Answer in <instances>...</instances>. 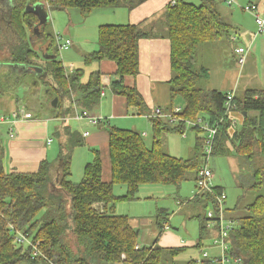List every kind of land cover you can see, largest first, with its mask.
I'll use <instances>...</instances> for the list:
<instances>
[{"label":"trees","instance_id":"obj_1","mask_svg":"<svg viewBox=\"0 0 264 264\" xmlns=\"http://www.w3.org/2000/svg\"><path fill=\"white\" fill-rule=\"evenodd\" d=\"M144 1L5 0L0 4V91L9 94L20 85L19 78L32 73L35 79H44L49 92L53 93L52 98L58 97L57 106H62V100L69 97L73 102V94H76L82 108L94 113L101 100L102 72L93 71L89 80L83 82V68L69 72L61 60L55 59L59 44L46 30L49 14L55 9L70 8H78L86 15L101 7L124 6L130 10ZM35 5L43 6L48 15L46 22L41 23L35 11H28L29 6ZM153 17L155 15L138 24L101 25L98 49L85 56L87 65L103 60L116 63L115 75L119 79L112 82V90L124 96L128 107H136L140 115L146 110L144 99L136 86L125 84V78L139 73L140 41L156 36L154 21L148 25ZM160 18L168 25L171 44V100L178 97L185 100L181 116L185 119L203 117L212 125L217 124L212 155L246 153L251 157L262 153L264 156V90H249L243 98L235 93L233 112H238L241 120L233 126L235 117L225 106L229 92L207 91L197 86L207 73L202 70L204 67H197L200 47L224 34L230 37L233 28L220 9V0H201L200 4L186 0L172 4L171 1ZM38 41L41 43L36 47ZM38 67L42 68L41 73L37 72ZM22 87H27L26 83ZM70 110L59 111L57 116L68 115ZM186 127L183 123L174 125L166 119H153V141L149 147L140 132L108 125L110 180L103 178L104 161L97 149H93V160L85 164L83 179L74 182L69 178L74 151L84 146L86 139L80 130L65 122L56 131L61 140L56 161L44 159L34 172H8L0 160V264H114L122 260V255L131 264H162L164 258H175L185 252V246H140L139 230L132 227L129 216L116 213L115 204L118 200H136L142 184L179 185L188 171L199 173L206 159L205 134L197 135L193 158L176 157L164 150V136L185 133ZM191 127L202 132L199 126ZM255 180L253 187L263 190L243 207L241 215L235 217L230 213L232 208H225L226 217L233 222L227 252L231 264H264V170L256 173ZM116 184L126 185L124 195H116ZM222 192L224 189L214 183L212 192L194 198L201 196L206 207H214L215 196ZM43 211L45 213L40 215ZM197 218L200 225L196 247L201 249L210 231L201 217ZM158 220L161 225L167 224ZM10 224L38 241L43 256L32 258V247L19 246ZM70 235L77 244L76 249L71 246ZM186 264L220 262L206 258L199 263L194 258Z\"/></svg>","mask_w":264,"mask_h":264},{"label":"rangeland","instance_id":"obj_2","mask_svg":"<svg viewBox=\"0 0 264 264\" xmlns=\"http://www.w3.org/2000/svg\"><path fill=\"white\" fill-rule=\"evenodd\" d=\"M5 0H0V4ZM196 4H200L201 0H186ZM245 1L242 4H248L249 1L256 2L257 0H240ZM261 6L264 0H259ZM230 10L234 9L239 12L237 20L246 21L243 27L239 26L236 38H240L241 34L245 32L249 38L250 33H257V25L255 16L243 11L239 6V2L233 6H228ZM120 10V11H119ZM115 12V13H114ZM125 12L122 8L117 7H101L94 9L90 14H83L78 8H70L65 10H52L49 14V21L47 22L46 30L56 38L61 35L65 40L70 38L73 45L69 50H60L54 55L55 59L61 60L64 66L68 69L83 68L85 73L82 81L87 82L90 74L95 71L93 65L85 64V55L97 50L95 47L98 42V27L102 24H124L126 23ZM244 14V16H243ZM120 15L123 20H121ZM165 27H161V36L165 32L167 34L168 25L165 21L160 22ZM232 30V29H231ZM234 32V31H233ZM259 36L251 44V57L246 63V66L241 67L238 63V57L235 55V47L242 41L233 42L227 34L222 35L215 41L208 42L200 47L198 55L197 67L206 70L207 73L202 76L197 86L204 90L218 89L222 92H227L233 86L237 91V95L243 98L249 90L261 91L264 90V35ZM251 40V38H250ZM41 42H37L36 47ZM244 47L249 46V42L244 44ZM47 60L46 58H44ZM45 65V64H44ZM35 75L28 73L19 78L20 85L14 88L9 94H4L0 91V117L11 116L13 109L16 107L15 98L20 101V105H24L31 111L34 116L48 124L47 130L41 131L39 136L33 135L28 139V145H33V148L39 149L42 146L45 149L53 148L49 152V161L54 162L61 149L60 137L56 135L57 128L63 125V120L58 117L59 111L64 113L67 109L72 108L73 102L71 98L62 100V106H53V93L49 92L48 85L42 78H34ZM39 80V81H35ZM26 83L27 87H22ZM231 87V88H230ZM249 89V90H248ZM110 93V91H108ZM105 100V99H104ZM169 103L171 101L169 100ZM168 103V105H169ZM176 107L183 108L185 100L182 97L175 99ZM19 105V106H20ZM171 105V104H170ZM109 110H105L108 115ZM64 116V115H63ZM69 116V115H65ZM130 117L146 120L142 116L135 114L134 108L130 107ZM128 120L121 121L118 127L131 129L132 126H127ZM240 123V118H238ZM75 119H69L65 123L72 128L79 130L80 124ZM84 123V122H82ZM2 135L7 134V126L0 125ZM107 127V126H106ZM106 127H104L105 130ZM99 125H88L87 130L93 133L95 129H100ZM141 132L142 129L134 127ZM205 132H199L187 125L185 133H167L164 136V150L176 157L185 159L196 156L195 142L197 135L203 136ZM52 139L54 143L48 144ZM147 146L152 145L153 135L149 131V136L144 137ZM101 148V145L90 146L86 143L84 146L77 147L73 155L72 174L69 177L74 182H79L84 176V167L87 161H92L94 157L93 149ZM255 152L257 146L254 147ZM247 154L227 153L226 155H212L206 163V159L202 156L206 164L213 171L212 181L216 185H221L226 194L224 200L225 208H232L230 213L238 216L243 213V207L255 200L256 196L263 190L254 188L256 183L255 175L258 171L264 170V156L262 153L251 157ZM92 158V160L88 159ZM43 158V159H44ZM0 160L6 167L8 172L11 171H37L32 168L31 163L26 161V158L11 159L10 153L0 148ZM40 165V164H39ZM40 167V166H38ZM197 171H188L186 179L179 185L163 184V183H145L140 187L138 198L132 201L118 200L115 204V211L117 214H125L131 217L134 222V227L139 230L138 242L140 245H150L157 238L159 229L157 226V219L161 223L167 222L171 233L175 234L176 240H188L192 244H188L185 252L179 256L172 258H164L162 264H186L189 260L196 258L195 256L202 255L203 250H207L210 256L214 253L219 254L220 250L213 248V228L209 227L210 237L205 240L204 246L200 249L195 247L199 238V218L203 223L209 224L207 212L211 209L206 207V202L198 196L194 198L197 193ZM116 195H124L126 193V185L116 184L114 187ZM66 196V195H65ZM67 197V196H66ZM194 198V199H193ZM164 210V211H163ZM46 211V210H45ZM43 211L40 215L44 214ZM168 234V233H167ZM164 235L165 240L170 239L169 235ZM71 246L76 249V242L72 235L69 236ZM164 242V239H163ZM161 244V243H160ZM218 251V252H217ZM109 264V263H104ZM227 264H231L227 262Z\"/></svg>","mask_w":264,"mask_h":264},{"label":"crops","instance_id":"obj_3","mask_svg":"<svg viewBox=\"0 0 264 264\" xmlns=\"http://www.w3.org/2000/svg\"><path fill=\"white\" fill-rule=\"evenodd\" d=\"M171 1L172 0H146L140 5L130 10L124 6L117 7L119 9L122 8L125 10L123 14L125 15V18L127 21L124 24H127V23L138 24L144 21L146 18H150L152 17V15L153 16L155 15L153 19H150L148 25H151V23L154 21L153 22L155 26L154 32L156 36H152L150 38H144L139 43V53H140L139 73L137 76H127L125 78V84L131 87L136 86L144 99L146 110L144 111L143 114L140 115L138 109L134 106L133 108H134L135 114L142 116L143 119L146 120V122H143L141 119L139 120V118H135V117L129 118L130 107H128L125 97L116 94L112 90V82L114 80L119 79V76L115 75L116 70H117L116 63L111 60H103L101 62H95L91 64L94 66L95 71L98 69L101 70L102 89H104L105 91V95L101 94L100 103L97 107H95L94 113L105 117V120L97 124L99 126H102V128L95 129L93 133H90L87 137H85L84 135L83 136L86 139V143H88L90 146H98V144L101 145V148L99 149L96 148V149L101 151V154L103 157V161H104L103 178L105 180L111 179V171H110V158H109V150H108L109 133L107 130L104 129V127L108 125L119 126L118 124L121 121L129 119L127 126H132L130 128L135 131L137 130L133 129L134 127L135 128L138 127L142 129L140 133L144 135V137H148L149 131L150 130L152 131V119L149 118V115L152 113V110H154V108L156 107H161L164 112H169V111H172V109L176 105L175 101L171 100V92H170V89H171L170 81L173 77V71L171 68V56H170L171 44L165 32L163 33L162 36L160 34L161 27H165L163 26V24L160 23V22H163L162 18L160 17H161V14L164 13L165 6L168 5ZM238 2L241 5L242 2H245V1L238 0ZM249 3H256L261 7V9L264 8V3L261 6V2L259 0H257L256 2L249 1ZM220 9L223 15L226 17V19L233 26L230 32V39H232L231 38L232 35L238 34L239 26L243 27V25L246 24V21L237 20V16L239 15V12H237L234 9H231V10L230 8L228 9L227 4L225 3L224 0H220ZM120 18L121 20H123L121 15H120ZM100 26L101 25H99V27ZM244 35H247V34H245L244 32L243 34H241L240 38L238 37V40L236 38L235 40H233V42H238V41L243 42V43H239V45L235 47V55L237 57H239V55L237 54L236 49L238 47H244L245 46L244 44H247L249 42V46H247L249 48V52H248L247 60H246V63H247L252 53L251 44L259 35L257 33L255 34L254 32L250 33L249 34L250 37L248 38L246 36L245 40L243 39ZM95 48L96 49L98 48V42ZM246 63L244 66H246ZM75 69L73 67H71L70 69L67 68L69 72H72ZM233 90H235V93L237 94V91L234 86L231 89H229L227 92H230ZM108 91H110V93H108ZM73 98H74L73 105L71 108L72 110H70L71 112H69L70 113L68 114L69 116L75 115L77 107L83 109L82 105L79 104L78 100L76 99V94H73ZM169 100L171 101V103H169ZM13 102L15 103V106H16L13 109V111H15L20 106H24V105H20L21 103L19 101V98L15 99V101ZM105 110H109L108 115H106ZM233 116L235 117V119H237L239 123L238 118H240V116L238 112H233ZM82 122H78V123L81 126L79 130L83 134V132L88 131L87 126L91 124L87 120H84ZM3 125L7 126V134L5 135V137L2 135L3 133L1 131V126H0V148L4 149V151L7 150L10 153L11 159L15 158V159L20 160L21 158L25 157L26 161H28V163H31L32 168L36 170L37 168H39L38 167L40 166L39 164L44 159L49 158L48 157L49 152L53 150V148H50L51 146L48 147V149H45L44 147L40 145L38 146L39 149H36V148H33L34 146L32 144L28 145V139H30L33 135L39 136V133L41 131L47 130L48 128L47 123L41 120H38L34 116L33 119L20 120V121H17L16 123H10V124L4 123ZM11 125L14 127L15 132H16V136L14 138L10 137L9 135V127ZM51 143L53 144L54 141H52ZM51 143L48 142V144H51ZM228 143H229V147L230 146L232 147V144L230 142ZM75 152L76 150L74 151V154ZM88 159H90V157H88ZM90 160H92V158ZM87 162H90V161H87ZM197 176H198V173L196 175V181H197ZM217 186H221V185H217ZM198 217H201V216H198ZM130 223L132 227H134V222L131 221V217H130ZM199 225H200V222H199ZM209 225H210V222L207 225L208 228L211 226ZM157 226L159 229L158 238L152 244L146 245V246H154V245L155 246L159 245L163 247L185 246L188 248V246L186 245L192 244L191 241H188L186 239L183 241H181L180 239L176 240L175 234L170 232L168 224L161 225L158 219H157ZM211 228H213L212 235L213 237H215L217 235V230L213 226H211ZM166 234L170 236V239L165 240L164 235ZM163 239H164V242H163ZM196 245H197V242L195 244V247ZM140 246H145V245L142 244ZM212 247L216 248L214 246ZM216 255L217 253L215 254L213 253L211 256L213 257ZM195 257L196 259H198L199 257H201V255L199 257L198 256H195Z\"/></svg>","mask_w":264,"mask_h":264},{"label":"built area","instance_id":"obj_4","mask_svg":"<svg viewBox=\"0 0 264 264\" xmlns=\"http://www.w3.org/2000/svg\"><path fill=\"white\" fill-rule=\"evenodd\" d=\"M225 3L229 6H233L237 3V0H224ZM176 0H172V4H175ZM239 6L246 12H250L255 16V22L257 24V34H263L264 35V8L261 9V7L256 3H248V4H239ZM232 40L236 39V35H232ZM57 41L59 44L60 50H69L71 46L73 45V42L70 38H67L65 40L62 39L61 35H58ZM238 57V63L241 67H243L247 60V55L249 52L248 47H238L236 49ZM102 95H105L104 89L101 91ZM235 98V90L230 91L227 95V99L225 102V106L228 111L233 112V110L236 109V104L234 103ZM183 112V108L181 107H174L172 111L164 112L161 107H156L154 110H152V113L149 115V118L152 120L155 118H164L167 121H169L171 124H185L189 126H199L202 130L205 131V138L206 143L204 146V152L206 154V163L209 161L210 157L213 154L215 145H216V139L218 135V127L216 125H212L211 122L205 120L203 117H197L196 119H185L181 116V113ZM34 114L29 111L25 106L18 107L15 111H13L12 116L6 117L1 116L0 117V124H10V123H16L20 120H28L33 119ZM62 120L64 122L68 121L69 119H75L77 121H84L87 120L91 125H97L100 122L105 120V117L92 113L89 110L81 109L77 107L76 113L74 116H61ZM238 123L237 119L233 120V126ZM89 131L83 132V135L87 137L89 135ZM9 135L10 137H15L16 132L14 127L11 125L9 127ZM52 142V139L49 140V143ZM213 177V171L208 165L206 164L198 173L197 176V193L196 195H201L206 192H212V187L214 185L212 181ZM216 199L214 200V207L211 206V209L208 210L207 216L208 220L210 222V225L216 228L217 235L213 237V243L212 246L218 248L220 250V253L216 256H210L207 250H203L201 257L197 259L199 263L202 262V260L206 258H213L216 262H220V264H227V262L231 263V259L227 256V252L230 249V243H229V235L230 231L233 227V222L229 220L226 217L225 213V207H224V200L226 199L225 192H222L221 195H216ZM209 225V226H210ZM210 226V227H211ZM11 231L16 232V241L19 246L24 247H32L33 254L32 258H36L38 256H43V253L41 252L39 248V242H35L33 237L20 230H16L15 227L10 224ZM139 246H137L138 248ZM126 256L122 255V260L119 262H116L114 264H131L125 260ZM236 262L239 261V259L235 260Z\"/></svg>","mask_w":264,"mask_h":264},{"label":"water","instance_id":"obj_5","mask_svg":"<svg viewBox=\"0 0 264 264\" xmlns=\"http://www.w3.org/2000/svg\"><path fill=\"white\" fill-rule=\"evenodd\" d=\"M29 10H33L38 14V16L41 20V23L46 22L48 15H47L46 11L44 10L43 6H41V5H35L33 7L29 6L28 11ZM36 70L39 73H41L43 71L42 68H40V67L36 68ZM57 104H58V97H55L53 100V106H57Z\"/></svg>","mask_w":264,"mask_h":264}]
</instances>
